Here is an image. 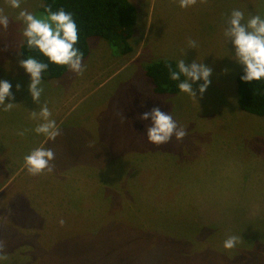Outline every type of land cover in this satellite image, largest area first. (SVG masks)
<instances>
[{
    "label": "rangeland",
    "instance_id": "1",
    "mask_svg": "<svg viewBox=\"0 0 264 264\" xmlns=\"http://www.w3.org/2000/svg\"><path fill=\"white\" fill-rule=\"evenodd\" d=\"M131 1L138 11L132 52L94 38L108 40L115 62L123 61L106 76L114 60L104 58L93 89H83L57 124L61 137L49 140L34 131L40 121L30 112L45 103L52 110L57 91L46 86L56 78L41 83L36 103L19 64V12L43 13L44 0H22L19 9L0 0L10 20L0 27V80L12 85L5 103H16L10 111L0 105V240L7 257L0 264H264V117L238 104L244 65L224 36L232 10L244 12L245 22L264 18V0H198L187 8L179 0ZM162 58L211 67L205 92L203 80L189 78L196 97L155 93L145 69ZM154 107L186 131L182 140L148 141L151 117L140 116ZM30 135L26 149L55 153L51 173L29 174L30 153H14ZM230 235L239 243L225 249Z\"/></svg>",
    "mask_w": 264,
    "mask_h": 264
},
{
    "label": "clouds",
    "instance_id": "2",
    "mask_svg": "<svg viewBox=\"0 0 264 264\" xmlns=\"http://www.w3.org/2000/svg\"><path fill=\"white\" fill-rule=\"evenodd\" d=\"M22 0H7L12 8L19 9ZM198 0H179L181 8L196 5ZM199 3L206 4L207 0H199ZM44 12L34 14L26 9L19 12V19L25 25L22 33L26 38L29 48H37L48 58V60L57 65L67 66L71 71L77 74H83L85 68L82 64L84 53L75 45L78 43V29L71 12H66L63 8L53 11L51 6L42 5ZM10 20L0 8V27L7 29ZM224 36L227 41H231L235 49V60L244 65V75L241 80L245 82L259 81L264 79V18L259 15H250L245 22L244 12L238 9L231 11L227 17ZM190 48H196L197 42L189 40ZM21 67L30 74V83L28 90L32 99L37 103L40 100L43 88L42 73L48 69V63L42 62L29 56L27 59L19 61ZM178 70H173L169 65L170 78L175 81H181V76L185 77L178 87L182 92L196 97L192 82L203 80L199 85V92L202 95L210 84L209 77L212 74L211 67L194 61L190 65L186 64L184 59L178 61ZM19 90L20 85H16ZM12 85L7 80H0V105L4 106V111H10L16 103H5V97L13 98L10 91ZM151 117V126L147 127L148 141L157 146L169 143L173 137L182 140L186 131L177 125L170 113H165L154 107L150 112H145L140 116L142 120H148ZM30 118L38 120L34 131L37 134H44L50 140H55L61 135V131L56 121L52 118V112L45 103L40 107L39 112H30ZM23 136L24 132L18 133ZM55 159V153L50 148L37 147L30 154L24 157L25 167L31 175H39L45 170L49 173L53 171L54 165L51 161ZM61 225L64 220L59 221ZM240 237L230 235L224 241L225 249H232L239 243ZM5 242L0 240V260L6 259L4 255Z\"/></svg>",
    "mask_w": 264,
    "mask_h": 264
},
{
    "label": "trees",
    "instance_id": "3",
    "mask_svg": "<svg viewBox=\"0 0 264 264\" xmlns=\"http://www.w3.org/2000/svg\"><path fill=\"white\" fill-rule=\"evenodd\" d=\"M43 5L51 6L53 11L63 8L71 12L76 22L79 40L75 45L83 53V60L90 52L89 40L93 37H106L111 43L118 45L119 53L132 52L130 40L133 37L138 18L136 5L131 0H44ZM44 12V8H41ZM20 55L23 59L29 56L48 63V69L42 73L46 78H59L69 68L57 65L48 60L39 49L29 48L24 40ZM178 61L172 58H162L148 64L145 74L157 94H177L181 81L170 78L169 65L178 70ZM242 70L237 76L238 104L248 113L264 117V79L245 82L241 80Z\"/></svg>",
    "mask_w": 264,
    "mask_h": 264
},
{
    "label": "crops",
    "instance_id": "4",
    "mask_svg": "<svg viewBox=\"0 0 264 264\" xmlns=\"http://www.w3.org/2000/svg\"><path fill=\"white\" fill-rule=\"evenodd\" d=\"M94 38L95 37H93L89 40L90 52H89V55L86 58V60L84 59L82 61V64L84 65L85 70H88V72H87L88 77L82 79L79 77V74H77L75 72L72 74L71 70L69 69L66 72V74H68L69 76H64V77L61 76L59 78H56V80H55L56 82L54 81L51 85L46 86V87L50 88V90L57 91L56 95L51 97V101H53L55 104L54 107L52 108L51 112H52V116H54V120L56 121L57 124H60L62 116H64V114H66L69 110H71L73 108L72 105H74L76 103V101L79 100V94L82 91H84V90L90 91L93 89V82H94L95 76L97 74H99L100 72H102L103 68L106 67V65H107L106 61L104 60V58L107 55H111L110 57H113L114 62H113V65H109V68L105 72L106 76H107L109 69L113 70L114 66L116 65V62H117V64L118 63L120 64L123 61V58L122 59L120 58L118 60L117 56H116V62H115V56L112 55L113 51L111 50L110 42H107L108 40L104 43H100L98 41H95ZM25 39H22V41L21 40L19 41L20 42L19 53H20V48H21ZM92 66L94 67V69L90 70ZM24 71H25V69H24ZM29 78H30V74H29ZM104 79H105V76H104V74H102L100 81H103ZM46 80H47V78L42 76V83H46ZM54 85L57 87L53 88L52 86H54ZM61 85H64V87H62V90L59 91V89H57V88H58V86H61ZM31 120H33V119H31ZM63 131L64 132H62V133L67 132V130H63ZM60 137H61V135H60ZM32 140H33V137L31 138V135L27 136L26 140L23 142L22 149L19 152H14V153H16V154L24 153V152L30 153L32 151V148H31V150H28L26 148L29 145H32ZM54 147H58V146L54 145ZM82 151L83 150L75 151L74 154H76V153H78V154L82 153L83 154L85 152V151L84 152H82ZM60 153H62V152H60ZM13 155H15V154H13Z\"/></svg>",
    "mask_w": 264,
    "mask_h": 264
}]
</instances>
